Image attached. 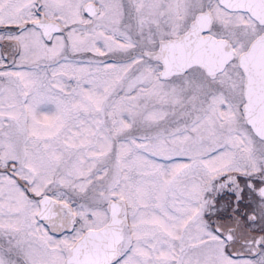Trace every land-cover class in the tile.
Segmentation results:
<instances>
[{
	"label": "snow or ice",
	"instance_id": "snow-or-ice-1",
	"mask_svg": "<svg viewBox=\"0 0 264 264\" xmlns=\"http://www.w3.org/2000/svg\"><path fill=\"white\" fill-rule=\"evenodd\" d=\"M0 264H264V0H0Z\"/></svg>",
	"mask_w": 264,
	"mask_h": 264
}]
</instances>
